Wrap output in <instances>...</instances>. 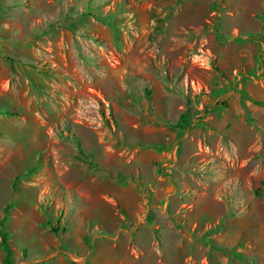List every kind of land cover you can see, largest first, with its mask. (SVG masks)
<instances>
[{
	"label": "rangeland",
	"instance_id": "obj_1",
	"mask_svg": "<svg viewBox=\"0 0 264 264\" xmlns=\"http://www.w3.org/2000/svg\"><path fill=\"white\" fill-rule=\"evenodd\" d=\"M0 116L11 264H264V0H0Z\"/></svg>",
	"mask_w": 264,
	"mask_h": 264
},
{
	"label": "trees",
	"instance_id": "obj_2",
	"mask_svg": "<svg viewBox=\"0 0 264 264\" xmlns=\"http://www.w3.org/2000/svg\"><path fill=\"white\" fill-rule=\"evenodd\" d=\"M213 68H215V67H213ZM183 119H184L183 118V114H180L178 122L179 121L181 122ZM188 124H189V122H187V125ZM13 185L15 186V182L13 183ZM260 185H261L262 191L260 189H256L254 191V193L256 195H264V180L261 181ZM4 212L7 213V210H4ZM5 218H6V215H3V217L0 219V227H1V229H0V246L3 249V251H4V256L2 258V264H10L11 263L12 251H11V248H10V246L8 244V240H7V236L8 235L3 230ZM216 247H219V248H221L223 250H226V248L223 247V246H216Z\"/></svg>",
	"mask_w": 264,
	"mask_h": 264
},
{
	"label": "crops",
	"instance_id": "obj_3",
	"mask_svg": "<svg viewBox=\"0 0 264 264\" xmlns=\"http://www.w3.org/2000/svg\"><path fill=\"white\" fill-rule=\"evenodd\" d=\"M1 117L2 116H0V119H1ZM176 208H178V206H176ZM172 211H174V208L172 209ZM173 213V212H172ZM172 214H167V215H160L159 216V218H157L156 217V220H155V222L158 224V225H160L161 227H160V231H161V235L164 237V238H167V236H169V235H171L170 233H173V236H174V234L176 233L175 232V228H174V226L173 227H171V225H170V216H171ZM186 216V215H185ZM234 218V217H233ZM235 218H237V220L236 221H239V219H238V216H236ZM226 219H231L230 217H226ZM172 230V231H171ZM234 237H237V236H234ZM173 238V237H172ZM220 241H222V242H219L220 244H218V243H216V245H218V246H224V244H226V242H228V241H224L223 239H219ZM232 240V239H231ZM211 241V240H210ZM225 243H224V242ZM3 256H4V254H3ZM3 256L1 257V259H0V261H1V264H2V258H3ZM11 264V263H10Z\"/></svg>",
	"mask_w": 264,
	"mask_h": 264
}]
</instances>
